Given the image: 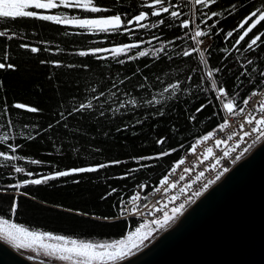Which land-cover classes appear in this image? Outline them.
<instances>
[{
  "label": "trees",
  "instance_id": "16d2710c",
  "mask_svg": "<svg viewBox=\"0 0 264 264\" xmlns=\"http://www.w3.org/2000/svg\"><path fill=\"white\" fill-rule=\"evenodd\" d=\"M94 2L101 7H110L113 13L126 12L127 18L141 11L149 12V16L140 22L147 27L141 28L133 21L126 25L130 31L123 32L121 29L123 34H116L33 18H18L15 21L0 18V28L8 25L11 31L17 33L10 41L0 38V46L7 45V62L16 66L15 70L0 69V106L6 99L8 105L19 102L41 110L27 113L12 109L7 116L0 115V137L8 135L14 147L19 145L11 151L7 148L8 142L0 139V144L4 145L0 150L16 157L12 160L0 157V191L25 179H38L57 170L88 167L112 160L124 163L110 165L97 172L8 189L9 193L17 194V213L15 216L10 213L0 215L32 232L98 244L119 239L138 223L137 217L120 216L123 198L131 194L138 184L146 185L147 189L158 184L198 137L223 121L221 117L225 114L222 105L215 100L213 80L233 95L239 92L240 96L264 87V83L254 87L260 80V72L264 71V43L261 42L264 36L253 46L254 51L246 50L245 41L235 43L246 28H240V23L250 12L262 7L264 0H217L216 4L208 7L193 4L192 0H169L165 6H169L170 11L181 12L178 18L168 13H162L161 17L151 16V10L146 5L152 0H119L115 4L114 0ZM171 4L177 7L173 8ZM232 4L237 7L231 8ZM44 11L68 19L109 14L63 8ZM212 12L217 15L212 16ZM160 19L165 20L164 25L159 24ZM185 19L190 22L188 29L181 25ZM154 24L157 26L153 27ZM194 27L212 37L202 59L201 50L193 53L192 57L182 55L184 50L197 48L192 39ZM229 32L232 36L227 35ZM260 32H264V22L257 25L245 40L250 42V37ZM21 43L30 47L21 49ZM133 43L139 47L119 56L111 51L116 46ZM31 47L40 51L33 53ZM98 47L110 50L97 54L104 59L79 55L80 51ZM161 47L165 52L157 54L156 50ZM139 51L148 55L128 59ZM3 55L0 52V57ZM118 60H124V63L120 64ZM248 60L253 63L249 65ZM52 62L59 64L57 66ZM214 69L220 71L215 72ZM246 69L251 71L252 84L248 82L249 77L236 79ZM209 71H213L212 77H208ZM113 82L116 87H112ZM172 84H179L180 87L170 88ZM92 88H96L97 92L103 90L104 96L96 99ZM210 97L212 104H208ZM89 102L91 108L68 115L74 106ZM202 103L208 104L207 108L202 113H196L195 120H189L188 117ZM59 112H64V118L57 124ZM9 121H12L11 126H7ZM50 123L53 127L43 131ZM25 124L29 127L25 128ZM33 125L38 128L33 129ZM29 134L34 138L26 139ZM160 138L165 140L164 144L156 143ZM172 148L177 151L169 156L141 161L152 165L149 168L140 169L132 159L154 156ZM31 160L42 163L32 164ZM17 167L23 168L24 172H16ZM128 169L139 170L125 179H114L123 176ZM28 172L33 175H26ZM113 187L117 191L109 196ZM11 194L0 195V208L6 210L9 207ZM69 209L88 215L70 212ZM105 216L110 219L103 220Z\"/></svg>",
  "mask_w": 264,
  "mask_h": 264
},
{
  "label": "snow or ice",
  "instance_id": "6c2138e0",
  "mask_svg": "<svg viewBox=\"0 0 264 264\" xmlns=\"http://www.w3.org/2000/svg\"><path fill=\"white\" fill-rule=\"evenodd\" d=\"M119 0H114V4L118 3ZM217 0H195V4L197 5H203L205 7H208L210 4H216ZM166 3H169V0H152L151 4L146 5V7L151 10L150 15L154 17H161L162 13H168L171 17H180L182 15L181 12L178 11H170L169 6H165ZM158 6V7H157ZM171 7L175 8L177 5L171 4ZM236 4H232L231 8H236ZM63 8L66 10H82L87 11L91 13H109L108 15H102L100 17L95 18H76L73 17L72 19H68L67 17L58 15L56 13H46L44 10H54ZM155 9V10H152ZM212 16H216V12H212ZM128 14L126 12L124 13H113L111 11L110 7H101L99 4L95 3L94 0H0V18L3 19H10L12 21L17 20L18 18H33V19H39L41 21H49L53 22L55 24H63V25H76L81 29L84 28H96L100 32L108 33L109 31H113L116 34H123L121 32V29H123V32H128L130 29L127 28V24H132L133 21H135L137 24H139V27L146 28L147 25L140 23L141 21H144L148 16L149 12L141 11L139 14L127 18ZM211 18V17H209ZM255 18V19H253ZM251 22L250 24L248 22ZM261 22H264V5L262 7H258L255 9V11L250 12L248 17L245 20V24H248V27L244 30L242 35H239V38L236 40V44H240L241 41H245L247 44L246 50H253V46L257 45L258 41H261V36H264V32H260L259 34H254L252 37H250V42L245 40V37L249 36V33L253 32V29L257 28V25L261 24ZM160 25L165 24L164 19L159 20ZM181 25L184 29H188L190 26V22L185 19L181 21ZM157 25L154 24L153 27H156ZM198 27V26H197ZM240 28H244V24L240 25ZM17 35L16 32L11 31L10 26L4 25L2 28H0V38H3L5 41H10L15 38ZM187 35V33H185ZM208 33L202 32V31H196L195 35L192 37L193 40H195L196 44H203L204 41L197 40V37L206 36ZM228 36H232V32L227 33ZM154 39H159V37H153ZM264 43V41H261ZM19 47L21 49H28L30 46L25 43L19 44ZM138 44H125L122 46H116L111 49L112 53L115 56H119L121 53H126L127 51H130L133 48H138ZM205 47H207L205 45ZM30 51L35 53L40 51V49L36 47H31ZM110 51L107 48H92L88 51H80V56H88L92 55L95 56L97 59H104V57H101L97 55L101 52H108ZM0 52L4 53L2 57H0V60H3V62H0V69L8 68L15 70V64L8 63L9 56L7 55V45L0 46ZM157 54L165 52V49L161 47L160 49L156 50ZM200 52V49L193 47L190 50H184L182 55L184 57H192L193 53ZM148 55L145 51H139L134 56H129V60L136 59V56H146ZM201 59L203 58V52H200ZM120 64L124 63V60H118L117 61ZM42 63H44L42 61ZM56 63L57 66L59 62H52ZM247 63L251 65L253 63L252 60H248ZM70 67H74L73 65H70ZM83 67H87L84 65ZM254 70V69H253ZM213 71L219 72L220 69H214ZM213 71H209L207 73L208 77L213 76ZM260 80L256 82L255 86H259L260 83H264V71L260 72ZM240 76L249 77V84H252L253 81L250 78L251 77V71L245 70L239 73V75L236 76V79L239 80ZM147 79V77H145ZM189 80L192 79L191 76L188 77ZM123 83V81H121ZM243 84V81H241V85ZM112 87H116L115 82H113ZM170 88L176 89L179 88V84H172L169 86ZM239 87V86H238ZM212 89L215 90V100L219 101L220 105H222L223 111L229 114V116H235V115H243L245 112V108L249 109L248 115L245 118L244 122L239 125L241 129H244L245 125L251 126L250 131H244V136H249L252 134H258L257 139L264 138V99H261L258 97V93L256 91H250L248 94L244 96H240L239 92H236L234 95L231 93L230 90H227L223 87V85H218L215 80L212 81ZM166 91L168 89H165ZM92 92L96 93L95 98L99 99L100 97L104 96L103 90H100L97 92L96 88H92ZM115 95V93H113ZM237 97L239 99L237 100ZM212 98L210 97L208 99V104H212ZM208 104H200L199 107L195 108V112L188 117L189 120H195L196 119V113H202L205 108H207ZM259 105V108L257 109L256 105ZM91 102L88 104L80 103L78 106H74L69 112L68 115H72L74 112H81L84 109L91 108ZM23 110L27 113H38L41 110L35 106H31L25 103H14L12 105H8L6 99L3 101L2 106H0V115L7 116L11 113V110ZM259 112V115H254L253 113ZM103 115V112L100 113ZM58 119L56 120L57 124L61 123V119L64 118V112H59ZM223 120V123L219 124V129L221 131L225 130L229 127L228 119L225 117H221ZM12 121L8 122L7 126H11ZM67 127V124L64 125ZM25 128H28L29 125L25 124ZM53 125L50 123L48 125L47 129H44L43 131H47L48 129H51ZM33 129H37L38 126L33 125ZM119 131V129H118ZM36 134L39 135L40 131L37 130ZM213 136V132H208L207 135H204L202 137V141H208ZM34 137L32 135H27L26 139H33ZM232 136L229 135L228 139H231ZM3 141L8 142L7 148L11 151H15L16 147H19V145H16L15 147L10 142V137L8 135H4L3 137H0ZM201 141V142H202ZM157 144H164L165 140L163 138H160L156 141ZM223 143L222 140L217 139L216 144L219 145ZM181 147H183V144H181ZM4 148L3 144H0V149ZM97 151H99L97 149ZM177 151L176 148H172L168 151H161L157 153L154 156H138V157H132V159L139 165V168H149L152 165L148 163H141V161H152V160H158L161 157L169 156L171 152ZM191 151L193 153L196 152L195 145L191 146ZM208 155L212 154V149L207 148ZM227 155V153H225ZM0 157H4L6 160H12L16 159L15 156H10L6 153V151L0 150ZM236 159H239V157H236ZM32 164H40L41 161L37 160H31ZM124 163L120 160H112L108 163H99L96 165L88 166V167H73L71 169L67 170H57L51 175H44L41 178L38 179H25L22 181V183H17L14 185H9L8 189H19L20 187H23L24 185L32 184V185H39L49 180H56L59 177H69L74 176L79 173H88V172H97L100 169H105L109 167L110 165H120ZM185 163L184 159H180L179 162L176 164V168H179L181 165ZM217 164H219V160H217ZM139 169H128L123 176L120 177H114V179H125L129 177L133 172L137 171ZM15 171L20 173L24 172L23 168L17 167L15 168ZM173 172H175V168L172 169ZM184 172H188L189 169L185 167L183 169ZM224 171H228L227 168L224 169ZM28 176H32V172L26 173ZM203 175V173H201ZM220 177L219 175L216 177L218 180ZM180 179H183V176L180 177ZM199 179V177H197ZM75 183H78V181H74ZM160 185L164 188L165 191H167L168 188H174L176 187V183H169V175H164L160 181ZM213 183V181L209 180L207 184H205L203 187L204 189H207L208 184ZM140 188H145L146 185L140 184L138 185ZM189 187H191L189 185ZM8 189H4L3 191H0V195L4 194H11L8 192ZM116 188H112L111 192L108 193L110 196L113 192H116ZM157 192L161 191V188H156ZM12 199L9 201V207L5 210L3 208H0V213H10L12 216H15L18 209V200H17V194H11ZM18 195H27V193H18ZM195 196L201 195V191L197 190L194 193ZM104 197H102L103 199ZM187 203V201H186ZM59 207V206H58ZM185 204H180L178 207L172 209V216H169L167 212L164 213L163 220H153L151 223L156 224L159 227H163L164 225L168 224L170 220H172L176 214L181 213V211L184 209ZM70 212H77L78 210L69 209ZM124 210L122 209V212ZM81 215L87 216L88 213H78ZM101 219V218H97ZM103 220L107 221L110 218L105 216L102 217ZM0 223L7 225L11 229H15L17 233H23L26 236H44L47 235L49 239H55L58 241H63L64 244L60 246H53L48 244H40L41 248H44L46 250L45 257L46 258H52L55 260L60 261H68L71 260L73 264H93V261L96 259H100L103 261V259L106 257L109 261L119 260L123 259L124 257L128 256L133 249L138 248L145 240H147L151 235L152 232H143L141 233V228H137L135 233H132L128 236L127 242L124 240H119L112 244H94L90 242H77L76 240L72 239L69 240L64 236H52L49 233H42L37 234L34 232H29L27 229L19 228L16 224H10L8 219H4L3 215H0ZM142 227H147V225H144ZM5 237L10 240H15L16 236L13 234V232L9 231L6 232ZM138 241V242H137ZM17 247H31V245H24V244H17ZM99 249V251H98ZM30 260L34 259V257L29 256ZM40 264H47V259L41 260Z\"/></svg>",
  "mask_w": 264,
  "mask_h": 264
},
{
  "label": "water",
  "instance_id": "95a60500",
  "mask_svg": "<svg viewBox=\"0 0 264 264\" xmlns=\"http://www.w3.org/2000/svg\"><path fill=\"white\" fill-rule=\"evenodd\" d=\"M45 259L47 264H73L0 237V264ZM114 264H264V140L168 229Z\"/></svg>",
  "mask_w": 264,
  "mask_h": 264
},
{
  "label": "built area",
  "instance_id": "2783aa9c",
  "mask_svg": "<svg viewBox=\"0 0 264 264\" xmlns=\"http://www.w3.org/2000/svg\"><path fill=\"white\" fill-rule=\"evenodd\" d=\"M192 2L195 4V0H192ZM196 31L200 30L194 27V34ZM196 39L204 41L203 44H197V48L202 52L212 41L211 36L197 37ZM205 45L207 47H205ZM254 91L258 93L259 98L264 99V87L255 89ZM256 107L258 109L259 105L257 104ZM248 112L249 109L245 108L243 115L229 116V114L224 111L225 118H227L229 122V127L221 131L218 124L209 131L213 132V136L208 141H202V137L207 135V132L198 137L191 144V146L195 145L196 152L193 153L190 146L165 174L169 175V183L175 182L176 187L168 188L167 191H165L160 183L150 189H142L138 187V185H140L138 184L131 194L123 198L120 205V216L137 217L139 220L138 223L119 239L98 244H112L119 240L127 242L128 236L135 233L137 228H141V233L151 231L152 235L138 248L133 249L128 255L130 256L174 224L211 186L224 177L231 168L264 140V138L257 139L258 134L249 136L243 135V132L250 131L251 127L248 125H245L244 129L239 127V125L244 122ZM253 114L259 115V112L257 111ZM221 123H223V121ZM229 135L232 136L231 139H228ZM217 139L222 140L223 143L217 145ZM207 148L212 149L211 155H208ZM225 153H227V155H225ZM236 157H239V159H236ZM180 159H184L185 163L179 168H176L175 166ZM217 160H219V164H217ZM185 167L189 169L188 172L183 171ZM173 168H175V172L172 171ZM225 168H227L228 171L225 172ZM201 173H203V175H201ZM218 175L220 178L217 180L216 177ZM181 176H183V179H180ZM197 177H199V179H197ZM209 180L213 181V183L208 184L207 189H204L203 186L207 184ZM189 185L191 187H189ZM156 188H161V191L157 192ZM197 190L201 191V195H194ZM182 203L185 204L184 209L181 213L176 214L168 224L159 227L151 223L153 220L162 221L165 212H167L169 216H172V209L178 207ZM122 209L124 210L123 212ZM144 225H147V227H142ZM128 256L114 261H109L107 259L105 260V264L120 262Z\"/></svg>",
  "mask_w": 264,
  "mask_h": 264
},
{
  "label": "rangeland",
  "instance_id": "374dc122",
  "mask_svg": "<svg viewBox=\"0 0 264 264\" xmlns=\"http://www.w3.org/2000/svg\"><path fill=\"white\" fill-rule=\"evenodd\" d=\"M100 17V16H99ZM95 18V17H94ZM12 224V223H10ZM17 227L19 228H24L22 226H19L17 225ZM25 229V228H24ZM13 232V234L16 236V239L15 240H10V239H7L5 237V233L6 232ZM29 231V230H28ZM29 232H32V231H29ZM34 233H37V234H42V233H38V232H34ZM50 234V233H49ZM52 236H59V235H53L51 234ZM0 237L4 238L5 240H7L8 242H12V243H15V244H24V245H31V247H27L35 252H38V253H41V254H44L45 255V252L46 250L44 248H41L40 247V244H48V245H53V246H60V245H63L64 242L63 241H58V240H55V239H49V237L47 235H44V236H37V237H33V236H26L24 235L23 233H17L15 231V229H11L9 228L7 225H4L2 223H0ZM69 240H72L70 238H67ZM76 240V239H74ZM78 243L79 242H84V241H78L76 240ZM91 243V242H90ZM99 251V249H98ZM107 260V258L105 257L103 259V261ZM100 259H96L95 261H93V264H100L101 262ZM68 262H71L73 263L71 260H68ZM105 262H103L102 264H105Z\"/></svg>",
  "mask_w": 264,
  "mask_h": 264
},
{
  "label": "flooded vegetation",
  "instance_id": "af4514ba",
  "mask_svg": "<svg viewBox=\"0 0 264 264\" xmlns=\"http://www.w3.org/2000/svg\"><path fill=\"white\" fill-rule=\"evenodd\" d=\"M248 23H250V21H249ZM244 26H245V27H247V26H248V24H245ZM245 29H246V28H245Z\"/></svg>",
  "mask_w": 264,
  "mask_h": 264
},
{
  "label": "bare ground",
  "instance_id": "6f19581e",
  "mask_svg": "<svg viewBox=\"0 0 264 264\" xmlns=\"http://www.w3.org/2000/svg\"><path fill=\"white\" fill-rule=\"evenodd\" d=\"M263 141V140H262Z\"/></svg>",
  "mask_w": 264,
  "mask_h": 264
}]
</instances>
